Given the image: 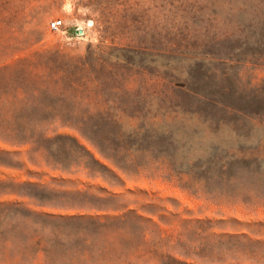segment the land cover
Segmentation results:
<instances>
[{"label":"rangeland","instance_id":"374dc122","mask_svg":"<svg viewBox=\"0 0 264 264\" xmlns=\"http://www.w3.org/2000/svg\"><path fill=\"white\" fill-rule=\"evenodd\" d=\"M0 264H264V0H0Z\"/></svg>","mask_w":264,"mask_h":264},{"label":"built area","instance_id":"2783aa9c","mask_svg":"<svg viewBox=\"0 0 264 264\" xmlns=\"http://www.w3.org/2000/svg\"><path fill=\"white\" fill-rule=\"evenodd\" d=\"M92 23H86L81 25H75L73 26L70 33H67V37L69 40H79L86 38L88 36L89 30L92 27ZM49 29L54 32H68V29L66 28V24L63 19H53L49 23Z\"/></svg>","mask_w":264,"mask_h":264}]
</instances>
